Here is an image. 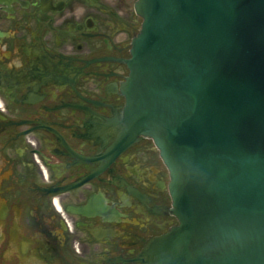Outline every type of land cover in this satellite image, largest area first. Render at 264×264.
<instances>
[{"label": "flooded vegetation", "instance_id": "af4514ba", "mask_svg": "<svg viewBox=\"0 0 264 264\" xmlns=\"http://www.w3.org/2000/svg\"><path fill=\"white\" fill-rule=\"evenodd\" d=\"M137 0H0V264H155L179 226L123 86Z\"/></svg>", "mask_w": 264, "mask_h": 264}, {"label": "water", "instance_id": "95a60500", "mask_svg": "<svg viewBox=\"0 0 264 264\" xmlns=\"http://www.w3.org/2000/svg\"><path fill=\"white\" fill-rule=\"evenodd\" d=\"M123 86L131 135L170 173L155 264H264V0H137Z\"/></svg>", "mask_w": 264, "mask_h": 264}]
</instances>
